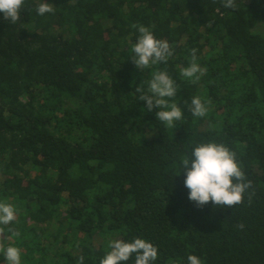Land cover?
Wrapping results in <instances>:
<instances>
[{
	"label": "trees",
	"instance_id": "trees-1",
	"mask_svg": "<svg viewBox=\"0 0 264 264\" xmlns=\"http://www.w3.org/2000/svg\"><path fill=\"white\" fill-rule=\"evenodd\" d=\"M41 2L54 11L38 15ZM237 4L24 0L15 24L0 13V202L17 213L0 244L21 264H99L110 241L134 238L157 247L151 264H264V0ZM133 24L169 43L166 63L135 67ZM192 49L195 83L181 76ZM156 71L178 85L173 129L138 100ZM195 96L205 117L189 110ZM206 142L236 154L252 182L242 204L188 200L180 161Z\"/></svg>",
	"mask_w": 264,
	"mask_h": 264
},
{
	"label": "clouds",
	"instance_id": "clouds-1",
	"mask_svg": "<svg viewBox=\"0 0 264 264\" xmlns=\"http://www.w3.org/2000/svg\"><path fill=\"white\" fill-rule=\"evenodd\" d=\"M24 0H0V13L3 18L13 24L20 20L21 8ZM225 9L235 11L238 7L237 0H221ZM38 15L52 13L54 6L50 3H39ZM138 30L139 36L132 46L134 53L129 59L138 70H146L159 63H166L173 51L165 40L157 39L148 27L133 24ZM205 71L197 63L196 49L191 50V63L181 69V76L193 83L200 79ZM194 78V79H193ZM139 93L138 100L146 102L148 112H155L156 119L167 127H176L175 122L182 119V110L177 100L172 99L178 92L177 83L166 71H156L150 79L144 80L136 86ZM168 98V99H166ZM171 100V102H169ZM200 96L191 100L190 111L194 117H205L208 113V104ZM143 112L144 109H141ZM181 173L184 175V187L188 190V200L197 208H202L209 202L213 206L233 207L243 203L245 193L252 187V182L246 179L242 166L237 161L236 154L225 144L216 142L200 143L194 147L191 156H184L180 161ZM254 194V193H252ZM249 194V203L251 195ZM16 208L7 202H0V226L10 225L16 220ZM238 228L243 229L244 224L239 223ZM4 227H0V235L4 233ZM9 232L19 236V232L9 228ZM110 251L99 261V264H122L127 262L135 254V264H151L158 259V249L145 239L134 238L131 242L113 240L108 245ZM8 264H21V250L15 246L6 249L0 244ZM80 257L78 264H83ZM188 264H203V261L195 255L187 257Z\"/></svg>",
	"mask_w": 264,
	"mask_h": 264
}]
</instances>
